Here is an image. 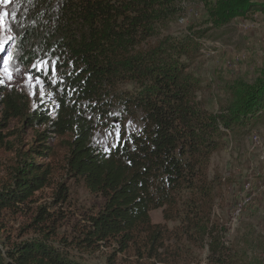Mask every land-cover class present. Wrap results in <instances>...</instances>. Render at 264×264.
<instances>
[{
	"label": "rangeland",
	"instance_id": "obj_1",
	"mask_svg": "<svg viewBox=\"0 0 264 264\" xmlns=\"http://www.w3.org/2000/svg\"><path fill=\"white\" fill-rule=\"evenodd\" d=\"M147 1L152 4L151 21L133 54L159 53L175 67L186 109L203 126L197 128L198 139L217 144L205 168L212 193L208 228L192 249L195 264H213V257L229 255L231 249L250 264H264V108L258 114L253 111L256 92L264 87V12L222 21L214 0ZM251 2L264 7V0ZM61 4L62 0H0V15L8 14L0 25V100L5 92L17 91L28 97L31 109L46 113L64 91L57 71L62 59L54 49L65 40L54 30ZM42 61L49 62V69L55 66V84L50 70L46 75L33 67ZM28 76L43 84L31 87ZM138 87L139 83H124L121 90L134 92ZM2 108L0 191L13 184L15 151H26L35 132L43 129L36 123L29 128L17 120H3ZM112 115L115 122L104 120L96 126L92 147L108 151L121 130L136 133L141 128L138 118L120 119L116 110ZM47 145L57 157L40 160L51 169L43 187L26 202L0 211V253L15 246L44 245L76 264H146L133 252L121 253L114 242L88 240L90 219L102 209L104 199L91 194L70 172V146L65 141L49 140ZM187 198L183 192L180 211ZM149 215L153 224H165L169 230L179 225L177 220L164 221L162 209Z\"/></svg>",
	"mask_w": 264,
	"mask_h": 264
},
{
	"label": "trees",
	"instance_id": "obj_2",
	"mask_svg": "<svg viewBox=\"0 0 264 264\" xmlns=\"http://www.w3.org/2000/svg\"><path fill=\"white\" fill-rule=\"evenodd\" d=\"M214 3L222 21L264 12L251 0ZM151 9L147 0H62L54 30L65 40L54 49L62 59L57 71L64 91L46 113L31 109L28 97L17 91L5 92L0 100L3 120L43 126L26 151H15L13 184L0 191V211L26 202L43 187L51 169L40 160L57 157L47 143L65 141L70 172L104 199L90 219L88 240L114 242L121 253L133 252L146 264H195L192 249L208 228L212 193L205 168L217 144L198 139L197 128L203 126L186 109L175 67L159 53L133 54L150 24ZM130 82L139 83L138 89L121 90ZM255 98L253 111L258 114L264 108V87ZM113 110L120 119L138 118L141 128L136 133L121 130L108 151L96 149L92 134L104 120L115 122ZM183 192L188 198L180 211ZM156 209H162L164 221L179 225L169 230L153 224L149 214ZM0 264L76 263L44 245H26L0 253ZM213 264L250 263L231 249L229 255L213 257Z\"/></svg>",
	"mask_w": 264,
	"mask_h": 264
},
{
	"label": "snow or ice",
	"instance_id": "obj_3",
	"mask_svg": "<svg viewBox=\"0 0 264 264\" xmlns=\"http://www.w3.org/2000/svg\"><path fill=\"white\" fill-rule=\"evenodd\" d=\"M3 2L5 4H7L9 2V0H3ZM3 15H8L7 13H4ZM3 15H0V25L3 24ZM2 50V49H0ZM34 68H37L39 71H42L44 72L46 75L48 74V71L50 70L51 71V74H52V83L55 84L56 83V68L55 66L53 65L50 69H49V62L47 61H42L39 65H34L33 66ZM11 78V77H9ZM35 79V84H33V80ZM28 80H29V84L31 87H35V85H42L43 84V81H41L38 77L37 78H33L32 76H28ZM0 83H2V81H0ZM33 95H35L36 93L33 92L32 93ZM40 94L43 95V88L41 87L40 89ZM118 135V133H117Z\"/></svg>",
	"mask_w": 264,
	"mask_h": 264
}]
</instances>
